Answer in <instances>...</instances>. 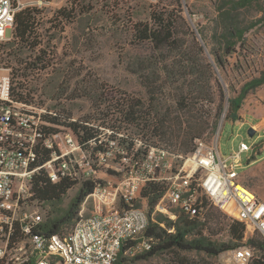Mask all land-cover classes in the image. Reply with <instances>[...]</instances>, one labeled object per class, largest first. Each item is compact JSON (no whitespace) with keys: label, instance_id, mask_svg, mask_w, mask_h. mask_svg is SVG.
<instances>
[{"label":"built area","instance_id":"1","mask_svg":"<svg viewBox=\"0 0 264 264\" xmlns=\"http://www.w3.org/2000/svg\"><path fill=\"white\" fill-rule=\"evenodd\" d=\"M18 1L0 0V48L16 40ZM35 52L42 60L36 61V70L26 77L6 60L10 52L4 51V60H0V264H115L124 242L136 240L150 225L148 211L138 206L150 184L166 187L154 211L173 222L178 216L171 214L169 207L200 221L213 207L245 226L244 244L228 252L226 264L264 263V255L249 245L256 234L264 239V201L243 183L241 174L259 162L261 142L243 140L237 149L223 155L222 124L209 141L196 140L192 154L178 156L148 146L124 130L69 119V123L97 131L94 139L85 141L68 126L50 122L65 117L62 110L68 111V105L39 102L37 89L29 88L35 76L45 72L51 78L58 68L57 63L46 64L45 59L53 54L41 43ZM22 62L27 65L31 61ZM20 83L29 89H19ZM44 150L51 151V157L41 165ZM108 168L114 171L113 178H101ZM42 171L53 184L64 180L77 186L97 184L65 236L40 231L48 210L33 200V181ZM87 205L92 209L89 216L85 215ZM151 249L152 242L144 239L133 252Z\"/></svg>","mask_w":264,"mask_h":264},{"label":"trees","instance_id":"2","mask_svg":"<svg viewBox=\"0 0 264 264\" xmlns=\"http://www.w3.org/2000/svg\"><path fill=\"white\" fill-rule=\"evenodd\" d=\"M72 2L74 6H79V0ZM168 2L161 0L151 13V21L136 24L132 29L133 37L140 44L149 46L152 53L156 54L150 58H139L136 63L137 71L128 68L132 73L143 76L146 98L130 99L122 95L120 104L106 107V111L111 114L104 113V117L109 118L112 115L111 121L115 124L109 126L110 128L136 135L148 146L164 148L172 155L188 156L195 151L196 140L204 138L208 133L213 135L217 131L220 119L226 112L229 120L236 122L240 119V111L246 98L264 86V70L259 72V75L249 76L239 92L233 87V95H229L220 81V75H217L215 65L208 62L204 46L183 15L182 0H175L173 4ZM255 6L264 13L260 8V0H225L216 7L218 16L211 37L216 65L222 73H225L228 60L234 55L239 59L244 57L245 61L248 59L243 54L248 42L247 35L257 27L264 26V14L255 22L246 23L241 11L252 10ZM37 13L38 11L33 8H26L16 14L14 22L16 40L10 44L11 47L18 51L29 49L35 52L39 45V36L36 33ZM70 18V14L59 11L55 19L48 22L50 26L45 31L57 29L59 24ZM199 33L203 35V32ZM191 48L196 50V53H192ZM8 57L17 59L18 53H9ZM37 60L42 59L35 55L34 60L24 65L18 59L17 64L20 67L16 72L20 76H28L36 70ZM153 70L155 72L151 78L149 75ZM63 74L58 89L64 91L66 89L64 86L70 85L72 76L67 72ZM213 82L216 83L215 87ZM25 87L24 84H19V89H29ZM93 88L77 86L74 95L82 92L84 95L81 97L88 95L96 104L106 106L109 100L107 96L98 94L94 86ZM63 91L59 97L63 95ZM19 100L23 101L24 98L19 96ZM64 101L69 106L67 103H71L73 97L68 96ZM62 112L66 114L65 117L50 119V122L54 125L68 126L75 135L81 137L82 134L85 141L95 138L97 135L95 129L82 126L80 123H69V119L74 117L70 109L68 111L64 109ZM116 123L121 126H116ZM42 154L41 165L50 159L51 151L44 150ZM74 186L75 182L69 180L53 184L43 171L35 177L33 200L49 209L40 226V231L45 235L62 236L65 231L71 232L79 219L82 204L94 192L97 184L84 183L77 196L65 208V198ZM165 192L166 187L161 184H150L145 188L142 197L149 201L151 211ZM219 216H222L221 213L213 207L208 210L204 221L190 219L185 214H178L175 222L161 216L157 223L151 221L146 231L136 240L124 242L115 264L149 261L167 253L177 258L175 264H189L181 254L198 253L215 258L241 247L245 226L238 221L226 224L231 238L227 242L213 241L204 234L209 224L212 225V229L224 225ZM162 224L165 228L161 226ZM172 229L174 232L169 233ZM144 239L152 242L151 250L132 258L125 256L133 252ZM249 245L264 255L263 237L257 235L249 241Z\"/></svg>","mask_w":264,"mask_h":264},{"label":"rangeland","instance_id":"3","mask_svg":"<svg viewBox=\"0 0 264 264\" xmlns=\"http://www.w3.org/2000/svg\"><path fill=\"white\" fill-rule=\"evenodd\" d=\"M160 1L79 0L78 7L74 6L72 0H19L16 2L15 8L18 12L26 8H33L38 11L36 25V33L39 36L38 42L46 50H51L53 54V56L51 55V57L45 59L46 64L49 65L53 62L58 64V68L53 72L51 78H47V74L42 72L39 77L35 76L36 81L30 82L29 88L32 90L37 89L35 93L38 96V101L48 103L50 106L63 105V103L66 104L63 100L71 96L73 101L67 104H69V109L74 118L89 122L98 128L107 129L110 128L109 126L114 125V121H111L113 119L112 115L109 118L104 117V113L111 114V112L106 111L108 105L120 104L122 95H126L130 99L146 98L143 76L132 73L128 68L131 67V70L137 71L136 63L139 58H150L156 56V54L152 53L149 46L140 44L133 37L132 29L136 24L150 22L151 13ZM168 1L169 4L175 3V0ZM223 1L225 0H182L183 15L198 36L199 42L204 46L208 62L215 65L217 75H220L218 77L221 79L224 88L229 95H233V87L239 92L249 76L259 75V72L264 70V26L257 27L247 35L248 42L246 50L243 52L244 56L248 58L247 61L244 57L239 59L237 55H234L229 58L227 70L222 73L216 65L211 36L215 19L218 16L216 7ZM260 8L264 10V0H260ZM59 11L70 14L71 18L61 24L57 23L59 24L57 29L46 32L45 30L50 26L48 22L55 19ZM241 12L246 23L255 22L264 14L256 6L252 10ZM200 31L203 32V35L199 33ZM4 51L18 53L17 59L13 57L6 59L18 68L20 67L16 64L18 59L32 61L36 55V52L29 49L18 51L7 44L5 47L0 48V60H4L1 55ZM191 52L196 53V50L191 48ZM64 72L72 76V81L70 85L64 86L66 89L63 91L58 87L61 85ZM154 72V70L150 72L149 76L151 78ZM215 84L213 82L214 87ZM77 86H80V88H93L94 86L98 94H105L106 98L109 99L106 106L96 104L88 95L87 97H81L84 95L82 92L74 95ZM62 91L63 95L59 97ZM112 109L115 110V107ZM240 113L242 116L246 115L258 121L261 116L264 117V86L252 92L246 98ZM242 123L241 119L236 122L229 120L227 112L220 119L217 131L224 124L220 139V148L223 155H229L237 149L243 140L250 144L257 141L258 135L251 139L248 134L250 127L243 126ZM116 126L119 127L121 124L116 123ZM213 135L208 133L204 138L209 141ZM258 159L262 160L250 166L246 172V169L241 171V174L245 172L242 175L243 183L264 201V142H261ZM103 172L101 176L103 179L108 180L114 176V171L109 168L103 170ZM80 187L76 185L68 192L65 198V208L77 196ZM38 206L42 207L39 204ZM87 206L85 215L89 216L92 209L91 205ZM138 206L144 207L148 211L150 220L153 223H157L161 216L167 217L165 214L151 211L147 199L140 200ZM42 208L43 210H49L44 206ZM169 211L176 216L180 214L175 208L169 207ZM218 211L222 215L219 218L224 225L212 229V225L209 224L204 234L213 241L227 242L231 238L226 224L234 220L220 210ZM163 226L165 227L164 224ZM69 232L65 231L62 236L67 235ZM139 254L130 252L125 256L132 258ZM227 256L228 252L215 258L198 253L181 254V257L186 258L189 264H226ZM175 261H177V258L167 253L149 261H137L130 264H175Z\"/></svg>","mask_w":264,"mask_h":264},{"label":"crops","instance_id":"4","mask_svg":"<svg viewBox=\"0 0 264 264\" xmlns=\"http://www.w3.org/2000/svg\"><path fill=\"white\" fill-rule=\"evenodd\" d=\"M260 118L261 119L258 121V120H255V118H252V117H249L246 115L242 116V114L240 113V119H241V121H243L242 125L256 129L258 131L257 132V135H258L257 141L264 142V117L261 116ZM256 119H258V118H256ZM261 160H259V161H261ZM247 169L245 170V172L247 171Z\"/></svg>","mask_w":264,"mask_h":264},{"label":"water","instance_id":"5","mask_svg":"<svg viewBox=\"0 0 264 264\" xmlns=\"http://www.w3.org/2000/svg\"><path fill=\"white\" fill-rule=\"evenodd\" d=\"M189 16H190V15H189ZM190 18H191V16H190ZM248 134H249V137H250L251 139H253V138H255V136H256V131H255L253 128H250L249 131H248Z\"/></svg>","mask_w":264,"mask_h":264}]
</instances>
